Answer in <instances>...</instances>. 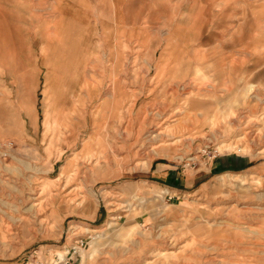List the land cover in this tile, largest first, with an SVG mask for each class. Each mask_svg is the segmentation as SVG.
Masks as SVG:
<instances>
[{"label":"rangeland","instance_id":"374dc122","mask_svg":"<svg viewBox=\"0 0 264 264\" xmlns=\"http://www.w3.org/2000/svg\"><path fill=\"white\" fill-rule=\"evenodd\" d=\"M64 2L0 0V264H264V0Z\"/></svg>","mask_w":264,"mask_h":264},{"label":"crops","instance_id":"0c3cea01","mask_svg":"<svg viewBox=\"0 0 264 264\" xmlns=\"http://www.w3.org/2000/svg\"><path fill=\"white\" fill-rule=\"evenodd\" d=\"M56 2H57L56 5L51 7V9H50V16L53 17L56 14H58L60 17V21L56 24L57 32L52 34L53 38L50 36L51 33H50L49 29H47L48 33L46 34V37H45L47 42L49 40L51 41L52 39H54V36H58V35L63 36L64 39H67L70 36V33L73 31L72 30L73 27L71 25L72 24L71 20L72 19L74 20V17L76 15V13H75L76 11L73 9V7H70V8L66 7L64 0H56ZM69 12L71 13V15ZM64 20H66V21H64ZM47 23H50V21L48 20ZM118 27L122 28L121 26H118ZM122 30L124 31V28H122ZM146 32H144V33L146 34ZM139 34L141 35V33H139ZM42 50H45V48ZM45 64H46V62L44 59L43 65L46 66ZM232 164H233L232 161H230L229 159L219 160V161H216V163L212 165L211 170H217L220 168H228ZM150 172H151V170H150ZM156 172L157 171H155V170L152 171V173H151L152 177H156L159 180L153 181V182L161 184L164 187H167L171 191L181 192V190L183 189L182 187H186L187 183H189L188 179L179 178V177H177V175L175 176V173H171V174L161 173L159 175H155Z\"/></svg>","mask_w":264,"mask_h":264},{"label":"bare ground","instance_id":"6f19581e","mask_svg":"<svg viewBox=\"0 0 264 264\" xmlns=\"http://www.w3.org/2000/svg\"><path fill=\"white\" fill-rule=\"evenodd\" d=\"M253 135H254V134H253ZM192 159L194 160V158H192ZM189 160H191V159H189ZM189 160H188L187 162H193V161H189ZM193 163H194V162H193ZM67 254H69V253H68V252H64L63 254H61V255H62V256H61V259L64 258V255H67Z\"/></svg>","mask_w":264,"mask_h":264}]
</instances>
